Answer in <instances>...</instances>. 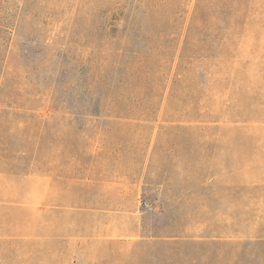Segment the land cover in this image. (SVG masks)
Returning a JSON list of instances; mask_svg holds the SVG:
<instances>
[{"label": "rangeland", "instance_id": "374dc122", "mask_svg": "<svg viewBox=\"0 0 264 264\" xmlns=\"http://www.w3.org/2000/svg\"><path fill=\"white\" fill-rule=\"evenodd\" d=\"M237 5L0 0V264H264V0Z\"/></svg>", "mask_w": 264, "mask_h": 264}, {"label": "trees", "instance_id": "16d2710c", "mask_svg": "<svg viewBox=\"0 0 264 264\" xmlns=\"http://www.w3.org/2000/svg\"><path fill=\"white\" fill-rule=\"evenodd\" d=\"M164 1H165V0H142V2H143L144 4H147L148 7L151 8V10L158 9V8L160 7V5L162 4V2H164ZM236 2H237V4H238V5H237L238 8H237V10H236V13L244 14L245 7H246V5H247V3H248V0H236ZM243 2H244V3L246 2V4H243ZM146 17H147V19H148L149 22L153 20L151 14H147ZM152 30H154V29H152ZM154 31H155V30H154ZM113 37H114V36H113ZM141 59L143 60V58H141ZM139 65H140V68H142V66H143L142 63H139ZM138 75H139V76H142V77L145 78V76H144L143 74H140V73H139ZM127 82H128V80L126 81V77H123L122 80H121V83H122V84L125 83L126 85H128ZM110 97H111V96H110Z\"/></svg>", "mask_w": 264, "mask_h": 264}, {"label": "built area", "instance_id": "2783aa9c", "mask_svg": "<svg viewBox=\"0 0 264 264\" xmlns=\"http://www.w3.org/2000/svg\"><path fill=\"white\" fill-rule=\"evenodd\" d=\"M144 206H145V207H148V204H147V203H145V204H144Z\"/></svg>", "mask_w": 264, "mask_h": 264}]
</instances>
